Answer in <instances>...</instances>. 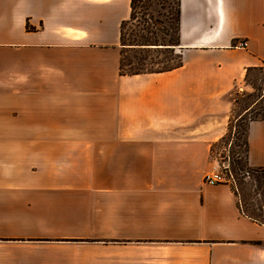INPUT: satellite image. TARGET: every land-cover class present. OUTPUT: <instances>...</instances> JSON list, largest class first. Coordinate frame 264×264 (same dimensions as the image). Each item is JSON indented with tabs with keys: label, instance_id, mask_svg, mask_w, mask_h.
<instances>
[{
	"label": "crops",
	"instance_id": "1",
	"mask_svg": "<svg viewBox=\"0 0 264 264\" xmlns=\"http://www.w3.org/2000/svg\"><path fill=\"white\" fill-rule=\"evenodd\" d=\"M130 1L0 0V264H264L238 187L204 181L264 67V0H180L181 65L122 74ZM247 141L264 170V119ZM43 201L101 229L76 245L16 234Z\"/></svg>",
	"mask_w": 264,
	"mask_h": 264
},
{
	"label": "rangeland",
	"instance_id": "2",
	"mask_svg": "<svg viewBox=\"0 0 264 264\" xmlns=\"http://www.w3.org/2000/svg\"><path fill=\"white\" fill-rule=\"evenodd\" d=\"M143 11L142 8L139 9ZM172 6L169 5V0H161L154 2L147 10L152 16V21L149 19V14L146 16L149 21L147 26H151L152 30L157 32L158 39L168 38L165 35L167 30H170V13ZM141 14H139L140 17ZM141 24L137 23L133 26V29L137 30L146 26V22L142 18H139ZM127 33L130 34L129 27ZM127 34V35H128ZM155 38V37H154ZM150 43H153L151 41ZM156 46V45H151ZM145 48V47H143ZM136 49L130 50L125 53L123 57L124 71L129 70H161L177 65L180 60V53L176 47H170L166 49L163 45H160L161 49ZM259 73L256 71L251 72V80L255 86L250 93H253L251 98L244 96L240 97V103L236 108L237 113L241 110L240 105L242 101L251 102L256 99L259 94H264V82L258 78ZM246 93V92H241ZM256 95V96H255ZM264 98H262L263 100ZM262 101H259L258 106H263ZM236 123V120L232 122V125ZM235 128L231 129V134L226 140H220L213 149L212 160L215 167L219 169L228 179V183L238 187L239 197L241 199L243 208L254 217L264 221V172L253 169L248 165L245 147V132L239 131L235 133ZM228 132V130H227ZM50 202H42V221H36V217L33 212L31 213L30 222H16L14 225L16 234L21 235H37L42 234V239H35L42 241V246H54L59 244L72 245L80 241H88L87 239L78 238V236L86 235L90 230L101 229L100 223H87L75 221H61L66 219L61 217L63 211L66 214L74 215L79 218L80 214L86 213L87 208L85 206L76 205L61 206L59 209L63 210L58 213V209L54 206L50 208ZM57 207V206H56ZM61 217V218H60ZM76 236V237H72ZM76 245V244H75Z\"/></svg>",
	"mask_w": 264,
	"mask_h": 264
},
{
	"label": "trees",
	"instance_id": "3",
	"mask_svg": "<svg viewBox=\"0 0 264 264\" xmlns=\"http://www.w3.org/2000/svg\"><path fill=\"white\" fill-rule=\"evenodd\" d=\"M161 0H131L130 1V6H131V12L129 18L124 21L121 25V45H122V56L120 60V72L122 74L127 73V74H139V73H154V72H164V71H169L172 69H175L176 67L181 65V61L169 68L161 69V70H151V71H145V70H129L128 72L124 71V64H123V57L126 52L136 49L137 47H140V49H151V47H156L154 49H161L159 48L160 45H163V47H166V49H171L170 47H176L180 45V36H179V31H180V14H181V9H180V0H169V5L172 6V10L170 13V30H167L165 32V35H167L168 38H161L158 39L157 37V32L152 30L151 26H147L149 24V21L147 20L148 16L147 10L148 8L154 3V2H159ZM142 8L143 11H140L139 9ZM139 14L140 17H139ZM142 18L143 21L146 22V26L142 28H138L137 30L133 29V26L137 23L138 25L141 24L140 19ZM149 19L152 21V16L149 14ZM135 25V26H138ZM129 27L130 29V34L127 33V28ZM28 29L30 28L29 26L27 27ZM31 29V28H30ZM128 34V35H127ZM155 37V38H154ZM153 41V43H150ZM151 45H156V46H151ZM145 47V48H143ZM256 71L259 73L258 78L264 82V67H253V68H248L245 79L248 84H250L253 88H255L254 84L250 82L251 80V72ZM247 96L251 98L253 96V93L246 92V93H240L237 91V95L234 98V107L232 109V114L229 119L228 123V132L226 135L221 139V140H226L227 137L230 136L231 134V129L234 127L235 133H239V131H244L246 140H245V147H246V156H248V141H247V130H248V125L251 121L254 120H262L264 119V94H259L256 96V99H253V101L248 102V101H242L240 108L241 110L236 114V108L239 105L240 97ZM259 101H262L263 106H258ZM236 120V123L232 125V122ZM213 151V149H212ZM264 172V170H260ZM260 220V219H259ZM261 222L264 223V221L260 220Z\"/></svg>",
	"mask_w": 264,
	"mask_h": 264
},
{
	"label": "built area",
	"instance_id": "4",
	"mask_svg": "<svg viewBox=\"0 0 264 264\" xmlns=\"http://www.w3.org/2000/svg\"><path fill=\"white\" fill-rule=\"evenodd\" d=\"M247 40H242L239 42L240 47H247ZM204 181L208 184L214 185L219 183H228L227 177L217 168H213L210 171L206 172L204 175Z\"/></svg>",
	"mask_w": 264,
	"mask_h": 264
}]
</instances>
